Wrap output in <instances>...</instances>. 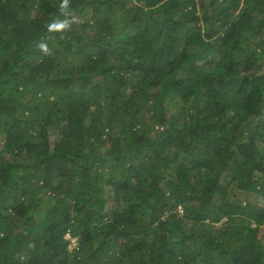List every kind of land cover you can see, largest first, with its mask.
Masks as SVG:
<instances>
[{"label":"trees","instance_id":"16d2710c","mask_svg":"<svg viewBox=\"0 0 264 264\" xmlns=\"http://www.w3.org/2000/svg\"><path fill=\"white\" fill-rule=\"evenodd\" d=\"M263 225L264 0H0V264H264Z\"/></svg>","mask_w":264,"mask_h":264},{"label":"rangeland","instance_id":"374dc122","mask_svg":"<svg viewBox=\"0 0 264 264\" xmlns=\"http://www.w3.org/2000/svg\"><path fill=\"white\" fill-rule=\"evenodd\" d=\"M258 71L259 72H261L259 69H258ZM258 72V73H259ZM249 73V71H247V70H243V71H241V75H247ZM257 206L259 207V208H262L263 207V199H260V201L257 203ZM261 235H263V237H264V225H263V227L261 228V231H260V236ZM262 237V238H263ZM75 240H72L71 241V245H70V248H73L74 247V245H75Z\"/></svg>","mask_w":264,"mask_h":264}]
</instances>
